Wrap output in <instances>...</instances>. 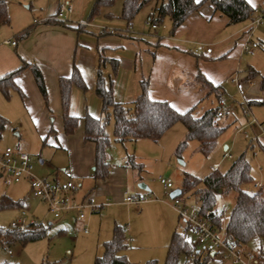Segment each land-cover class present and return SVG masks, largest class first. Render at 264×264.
Instances as JSON below:
<instances>
[{
	"label": "rangeland",
	"instance_id": "obj_1",
	"mask_svg": "<svg viewBox=\"0 0 264 264\" xmlns=\"http://www.w3.org/2000/svg\"><path fill=\"white\" fill-rule=\"evenodd\" d=\"M94 1L6 0L9 23L0 24V44L3 40H16V33L34 22L33 20L44 22L51 19L56 15L59 6L64 7L67 4L74 8L70 20L78 24L90 23L91 26L98 28L96 30V27L85 26L84 32L89 35L88 39H93L98 47L109 41L101 43V38L115 35L111 33L125 28L141 36H154L156 33L160 34L166 31L170 34V22L167 17L157 25L156 29H152L151 22L146 20L148 15H152L157 0H145L129 26L119 16L123 0H114L107 11L91 15ZM159 3L160 1L157 4ZM247 22L249 24L250 20ZM95 30L99 33L94 32V35L92 32ZM252 40L259 42V50H246L239 58V68L242 71L246 64H250L264 77L263 23L253 29ZM111 48H105V54L117 58L114 55L115 49ZM145 52L141 53V66L144 76L147 77L150 54ZM87 53V56L90 53L95 55L96 48L90 47ZM78 55V60L84 68L82 72L80 70V74L87 90L83 92L77 86H72L68 113L78 117L83 116L88 110V112H95L94 115H91L97 117L100 114V100L87 83L91 82L93 68L89 63L86 64L89 61V56ZM107 68L106 66L103 70L106 72ZM259 78V76L253 78L251 84L245 82V84L240 83L239 85L226 79L221 83L223 92L219 101L213 95H209L195 107L194 113L197 116L207 107H218L223 116L216 118L217 123L227 126L217 139L216 146L208 155L189 149L188 146L184 149L183 154L177 157L173 147L174 165L171 170L167 169L166 161L160 157L157 165H154L150 170L145 168L148 173L145 172L141 175L148 180V183L142 179L140 183L150 187V191L144 192L147 199L127 206L113 201L110 197L111 204L108 203L101 207L98 213L86 215L85 218L88 219L86 234L81 231L82 227L79 224L73 223V212H67L63 216L64 218L53 217L46 204L32 195L26 181L6 184L5 191L13 199H20L22 206L0 209V228L10 229V222L20 217L21 211H23L27 223H40L46 229L43 237L25 244L18 241L5 243L0 239V264L4 262L10 264H93L94 258L103 252V242L111 236L114 220L116 224L124 228L131 224L130 230L124 231L128 241L127 264H141L147 259H154L156 264H162L166 251L165 247L161 245V241L168 238L174 230L181 232L186 226L185 222L170 207V191L164 190L162 182H171L172 188L180 187L181 175L184 170L198 178H203L209 173L210 164H216L218 172H225L232 161L243 153L249 163L251 181L242 187L248 192H253L256 190L254 187L256 183L264 185V134L261 132V128H264V104H247V101L252 99H263V93L258 87ZM36 93L37 98L30 91H25V97L22 99L15 89L9 90L8 97L0 92V116L6 120L5 126L0 132V154L7 147L26 153L31 159V173L36 178L51 179L56 175L63 180L70 178L79 190L85 186V182L82 183L78 178L70 176L68 153L58 147L60 145L63 147V143L68 137L62 130L60 111L57 106H54V103H44L42 97L38 96L40 94ZM214 95L218 98L216 94ZM129 101L130 99H127L123 104L129 105ZM93 103H96V107ZM246 111L249 113L247 114ZM111 127L112 118L106 126V132L110 139L106 154L109 162L120 164L125 152L132 153L134 149L130 143L122 145L116 142L113 139ZM43 128L44 131H42ZM245 134L248 137H245ZM252 137H256L257 141H251ZM145 143L151 144L146 146ZM224 146L227 147L226 150L223 149ZM146 147L151 149L156 147L159 152L162 151L161 144H155L152 141L145 142L144 139L137 141V149L149 150ZM223 153L230 154L232 158L224 159ZM179 161H183L185 165H179ZM80 184H82L81 187ZM130 192H128L130 195L135 196ZM234 196L235 194L230 192L228 195H219L216 199L215 208L222 212V226L231 209ZM182 198L188 204L198 205V201L192 193H186ZM156 207L159 208L161 217L155 215ZM90 219H94V222L90 223ZM185 240L195 246L197 250L203 251L202 247L196 244V239L191 231L185 232ZM248 246L260 255L259 262L264 264V241L261 242V248L258 243L253 241L249 242ZM179 264H194V262L181 255ZM224 264L232 263L225 261Z\"/></svg>",
	"mask_w": 264,
	"mask_h": 264
},
{
	"label": "crops",
	"instance_id": "obj_2",
	"mask_svg": "<svg viewBox=\"0 0 264 264\" xmlns=\"http://www.w3.org/2000/svg\"><path fill=\"white\" fill-rule=\"evenodd\" d=\"M158 1L166 2L167 0H157V3ZM246 1L253 8H258L264 5V0ZM157 3L155 5H158ZM108 9H105L104 11H107ZM73 12L74 8H72V12L69 14V20L65 21L64 25L47 23V21L35 22V20H33L34 22L21 29L23 30L27 27H32V30L28 36L25 38H18V33L21 30L16 33L15 36L17 38L16 40H13L16 42L15 46L4 43L5 40H3L0 44V77L7 72L18 68L23 62L37 64L44 78L48 102L54 103V106L58 107L60 114L61 101L58 79L60 77L69 76L73 65H75L79 71L81 70L82 72V69L84 70V68L82 67L81 62L78 60V54L81 56L84 54V57H86L88 54V49L90 47H95V55L90 53L88 55L89 61L86 62L87 65L89 63V65L93 68L92 78L90 80L91 82L87 83H89L90 87L94 91L95 76L98 66V46L93 41V39H88L87 36L89 35L84 33L85 30L77 32L76 27L78 23L70 20V16L73 14ZM149 19L150 15H148L146 20L148 21ZM248 25L249 24L248 22L246 23V21L230 23L226 15L218 10H214L208 2H204L201 4L198 12L188 16L172 34H169L166 31L165 33L160 34L156 33L154 36H141L139 34L138 36L134 31L130 32V29L128 30L125 28L111 33L115 35L101 38V43H104L103 41L109 40L107 44H101V47L106 49L108 47H112L111 49L114 48V55L117 56L119 61L118 70L113 82V95L115 100L121 103H126L125 101L130 99L129 103H131L140 92L141 79H147L149 98L153 100L167 101L178 112H184L193 106L196 107L200 101L207 98L209 95L205 96V92L200 90L197 85L185 84V75L189 74L193 76L200 74L211 84L217 85L221 84L226 79L231 80L233 73L237 74V77L242 78L244 77L245 71L247 69H254L250 64H246L244 70L242 71L239 68V58L246 50H259V42L258 46L255 48L251 47L250 45L247 46L246 49L243 48L242 43L244 41V32L248 29ZM88 27L95 28L96 26ZM97 29L98 28L96 27V30ZM96 30L93 31L92 34L95 35L94 32L99 33V31ZM199 46L209 47L211 51L207 53L204 50H200L198 53H194V49ZM142 52L150 54V62L146 74L147 77L144 76L141 66ZM104 53H106V51ZM106 72H108V70ZM259 77L263 76L259 74ZM251 81L252 79L246 82L251 84ZM15 82L22 91H30V93L36 98V92L40 94L29 69H24L15 79ZM243 84H245V82H243ZM222 89L223 88H221V94L223 92ZM262 93L264 97V92L262 91ZM210 95H213L216 100L220 99V96L216 98L214 94ZM38 96H40V98L42 97L41 95ZM261 100L252 99L249 101ZM93 105L96 107V103H93ZM95 107L93 106V109ZM211 107L212 106L205 108L201 114L206 109ZM87 113H90V115L95 114V112H88V110ZM42 131H44V128ZM184 132L185 129L183 125L177 123L168 129L158 141L144 139L145 142L152 141L155 144H161L162 151L160 152L156 149V147L153 149L146 147L149 148V150L144 148L137 149V141L142 139L125 140L122 143L118 142L122 145L130 143L132 145V149H134V152H125L120 164H112L109 162V174L105 180H96L93 178L92 172L94 168V147L91 142L83 141L81 125H79L77 130L72 135H66L63 132L68 137L63 143L64 146L62 147L60 145L58 147L67 151L68 153V157L70 159V164L68 167L70 176L78 178L82 183L85 182V186L83 188L81 187L82 184H80L81 188L78 190L79 196H93L98 202H104L106 199L111 197L113 201L129 206L134 203H128L125 201L127 196H132L128 192L131 191L130 193H134L135 197L139 198L146 197L144 192L150 191V187L149 185L147 186V184H145L147 190L138 187L141 179L148 183V180L141 176L145 172L148 173L145 168L150 170L154 165L158 164V159L162 157L161 159H164V161H166V165H168V168H166H170V170L172 169V165H174V160L172 158L173 147L175 148L178 142L183 138ZM145 144L146 146H150L151 143ZM188 146L189 149H194L201 153L200 144L198 141L192 140L187 144L186 147L188 148ZM223 149L226 150L227 147L224 146ZM184 151L185 150H183V152ZM127 156H132L135 163L141 164L143 169L138 172L136 169L126 165ZM179 165L184 166L185 163L183 162V164H181L179 162ZM211 165L216 164L209 165V172H211ZM184 172L191 173L186 170H184ZM51 179L64 181L63 179L58 178L57 175ZM66 180L71 179L69 178ZM162 183L164 184V182ZM5 187L6 184H4L0 176V196L5 194L13 199L5 191ZM172 187L168 190L171 191L175 189ZM99 210L88 214L92 215L94 213H98ZM155 211V215L161 217L159 208L156 207ZM70 212L74 213V224L77 223L80 225V227L87 228L88 219L84 218L82 221H78L76 219L75 212ZM66 214L67 213L62 214L59 218L65 216ZM91 222H94V219H90V223ZM115 224L116 222L114 220L112 229ZM130 225H126L125 230L129 231ZM186 231H190L187 225L183 227V231H181L184 237ZM170 236L171 234L168 238L161 241V245L165 247V251L167 249ZM262 241L255 240L253 242L258 243L259 248H261ZM126 243H128L127 239ZM126 249L123 251L125 256H127Z\"/></svg>",
	"mask_w": 264,
	"mask_h": 264
},
{
	"label": "trees",
	"instance_id": "obj_3",
	"mask_svg": "<svg viewBox=\"0 0 264 264\" xmlns=\"http://www.w3.org/2000/svg\"><path fill=\"white\" fill-rule=\"evenodd\" d=\"M113 2L114 0H95L91 15L110 8ZM204 2H208L214 10L226 15L230 23L248 21L254 12V8L246 0H167L155 5L147 22L157 26L164 18L168 17L170 19V34H172L188 16L197 13ZM144 3L145 0H123L119 16L127 26L130 25ZM45 21L64 25V21L54 19ZM8 23L6 0H0V24ZM31 30L32 27L21 30L18 33V38H25ZM76 30L77 32L85 30V25L78 24ZM104 52L105 48H97L98 66L94 93L100 100L99 116L94 117L85 113L83 116L77 117L68 113L72 86H77L83 92L87 90L84 79L75 65L72 66L69 76L58 79L62 130L66 135H72L81 125L83 141L91 142L94 147L93 178L105 180L109 174L110 163L106 150L110 139L106 132V126L110 118H112V136L116 142L122 143L125 140L136 139L158 141L168 129L180 123L185 132L174 150L177 157H180L187 144L192 140L199 142L200 152L203 155H208L214 149L217 139L227 127L217 123L218 107L208 108L199 116L194 113L195 106L184 112H178L167 101L149 98L147 79H141L140 92L129 105L118 102L113 95V82L119 61L115 57L107 56ZM106 66L108 72L103 70ZM24 69L31 71L44 103H48L44 78L40 68L35 63L23 62L18 68L1 76L0 92L8 97L9 90L15 89L24 99V92L15 82V79ZM257 76L259 73L249 68L245 71L244 77H238V82L240 84ZM185 79V84L197 85L200 90L205 92V96L213 93L217 96L221 94V84L213 85L200 74L186 75ZM258 87L260 91L264 92V77H260ZM255 102L256 104H264V97L261 101H248L247 104ZM5 122V118L0 116V132L4 128ZM126 165L138 172L143 169L141 164L135 163L132 156H127ZM249 169V163L242 153L222 173L216 169L203 178H198L191 173L183 172L180 186V196L192 193L198 201L200 214L222 229L226 238L245 244L255 240H264V185L256 188L253 192H248L242 187L251 181ZM230 192H233L235 196L222 226V212L215 208V203L219 195H226ZM13 206H22V201L20 199L13 200L5 194L0 196V209ZM45 229L42 224H29L23 230L13 228L3 230L0 228V239L5 243L18 241L25 244L43 237ZM124 231L125 228L119 224L113 226L111 237L103 242V252L94 258L93 264H127L128 261L123 253L127 247ZM181 255L192 259L194 264H210V253L197 250L195 246L190 245L185 240L182 232L174 230L170 236L162 264H179ZM143 264H156V260L149 259Z\"/></svg>",
	"mask_w": 264,
	"mask_h": 264
},
{
	"label": "built area",
	"instance_id": "obj_4",
	"mask_svg": "<svg viewBox=\"0 0 264 264\" xmlns=\"http://www.w3.org/2000/svg\"><path fill=\"white\" fill-rule=\"evenodd\" d=\"M71 12L72 6L67 4L64 7H59L56 15L51 19L68 21ZM262 23L264 24V5L254 8L248 29L244 32V41L242 43L244 49L249 45L254 48L258 46V43L252 40V33L253 29ZM83 25L91 26L90 23ZM150 25L152 28H156V25ZM4 43L12 46L16 45L13 40H5ZM200 50H204L207 53L211 51L209 47L199 46L194 49V53H198ZM231 81L238 85L236 74L231 77ZM246 113L248 114L249 111H246ZM222 115V112L217 109V118ZM261 132L264 134V128H261ZM245 137L248 136L245 134ZM251 141H257V138L252 137ZM222 157L231 158V155L223 153ZM31 169V159L26 153L7 147L0 154V176L4 184L26 181L32 195L43 201L48 211L55 218H59L64 213L74 211L76 219L82 221L88 213L96 212L110 202L109 199L104 202H98L93 196H79L78 186L72 180L59 181L56 179L36 178L31 173ZM210 169L214 171L217 166L211 165ZM260 186V183L254 185L256 188ZM171 187V182H164L163 188L165 191H168ZM180 195L171 198L169 205L192 232L196 239V244L201 246L204 252L211 254L210 264H224L225 261H230L232 264H260V255L258 253L245 243L226 238L222 229L200 214L198 205L186 203ZM146 199V197L127 196L125 201L138 203ZM29 224L39 225L40 223H27L25 213L21 211L20 217L11 221L9 227L23 230ZM81 231L87 233L88 230L86 227H82Z\"/></svg>",
	"mask_w": 264,
	"mask_h": 264
},
{
	"label": "water",
	"instance_id": "obj_5",
	"mask_svg": "<svg viewBox=\"0 0 264 264\" xmlns=\"http://www.w3.org/2000/svg\"><path fill=\"white\" fill-rule=\"evenodd\" d=\"M181 164H183V161H179ZM138 187H140L141 189L147 190V187L145 186V184L143 183H139ZM181 194V189L180 188H175L173 190L170 191L169 193V197L173 198L175 196H179Z\"/></svg>",
	"mask_w": 264,
	"mask_h": 264
}]
</instances>
